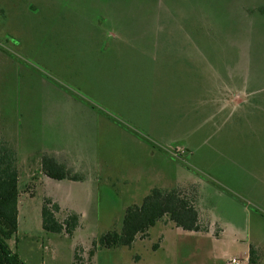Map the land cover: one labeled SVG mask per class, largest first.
<instances>
[{
	"label": "rangeland",
	"instance_id": "rangeland-1",
	"mask_svg": "<svg viewBox=\"0 0 264 264\" xmlns=\"http://www.w3.org/2000/svg\"><path fill=\"white\" fill-rule=\"evenodd\" d=\"M262 8L0 0V140L19 170L11 253L23 264H71L78 247L89 264H226L252 248L264 264ZM44 153L81 179L42 176ZM171 184L196 194L226 230L158 223L130 248L92 247L121 229L128 206ZM45 197L63 208L58 221L78 218L70 235L52 233L56 253L42 249ZM211 218L200 212L207 228Z\"/></svg>",
	"mask_w": 264,
	"mask_h": 264
},
{
	"label": "trees",
	"instance_id": "trees-1",
	"mask_svg": "<svg viewBox=\"0 0 264 264\" xmlns=\"http://www.w3.org/2000/svg\"><path fill=\"white\" fill-rule=\"evenodd\" d=\"M261 13L264 14V8ZM40 171L55 181H78L81 178L71 174L63 165L52 157L43 155L40 159ZM19 170L15 150L0 140V264H23L15 253H11L6 241L17 232ZM195 195H190L181 188H153L142 199L139 205L128 206L123 214L121 229H111L103 233L92 247L130 248L133 241L147 236L148 231L158 222L166 218L186 232L207 231L200 220ZM58 206L49 199H44L41 209V226L45 232L70 235L78 226V218L69 214L63 221H58L55 214ZM82 249L77 248L72 264H89L81 255ZM93 249L87 256H91ZM258 263L252 248L248 251V264Z\"/></svg>",
	"mask_w": 264,
	"mask_h": 264
},
{
	"label": "crops",
	"instance_id": "crops-1",
	"mask_svg": "<svg viewBox=\"0 0 264 264\" xmlns=\"http://www.w3.org/2000/svg\"><path fill=\"white\" fill-rule=\"evenodd\" d=\"M2 141H4V140H2ZM4 142H6V141H4ZM11 144V143H10ZM11 147H12V145H11ZM44 155H46V156H49V157H52L57 163H59V164H61V165H63L67 170H68V166L66 165V164H64V162L63 163H61V161H58V159L56 158H54L53 156H54V154L52 155V154H48V153H44ZM59 157H61V155L59 154L58 155ZM65 160V159H64ZM73 168H74V166H72ZM71 167V168H72ZM39 168H40V166H39ZM41 175L42 176H44L45 178H47V179H49L48 177H46L42 172H41ZM55 181V180H54ZM65 181H69V180H62V181H58V183H61V184H66V185H68L67 183L68 182H65ZM176 185H173V184H171V185H169V186H165V187H155V188H162V189H171V188H173V187H175ZM44 199H49V200H51V202H53V203H55L57 206H58V208H59V211H61L63 208L58 204V201H56L55 199H53L52 197H45ZM198 200H199V203H201L200 204V210H199V208L197 207V210H198V212H199V214H200V212L202 211V213H205L206 215H208V216H210V218L212 217L211 216V213L209 212V209H206V208H204V206H203V204H202V200L201 199H199L198 198ZM166 218H164L163 220H161L160 222H158V223H156V224H158L159 226L158 227H160V225L162 226V227H167L168 225H169V223L170 224H172V225H174L173 223H171L170 221H168L167 223H165L164 221H166L165 220ZM211 220L213 221L211 224H210V226L207 228V231L205 232L206 234H208L209 232H210V229L212 228V225H215V224H217V226H218V229H219V234H222L225 230H226V227L225 226H221L218 222H216L214 219H212L211 218ZM155 224V225H156ZM155 225L151 228V229H153L154 227H155ZM42 227V226H41ZM43 230V229H42ZM150 231V230H149ZM149 231H148V233H147V235L149 234ZM43 233H45L44 234V236H42L43 237V239L45 240V241H42V242H45L44 244L42 243V249L43 250H47V251H52V253H56L57 252V249H58V247L56 246V244H53V243H51V235H52V233H48V232H45L44 230H43ZM219 236V235H218ZM53 237H60V236H53ZM53 239H56V238H53ZM136 239H139V240H142L143 238H139V237H137ZM135 239V240H136ZM135 240L133 241V243H132V245H131V247L133 246V244H134V242H135ZM248 251H249V248H248ZM240 260V263L239 264H248V252L246 253V254H244L243 255V257L241 258V259H239ZM44 262V261H43ZM73 262V261H72ZM72 264V263H71ZM227 264V263H226Z\"/></svg>",
	"mask_w": 264,
	"mask_h": 264
},
{
	"label": "built area",
	"instance_id": "built-area-1",
	"mask_svg": "<svg viewBox=\"0 0 264 264\" xmlns=\"http://www.w3.org/2000/svg\"><path fill=\"white\" fill-rule=\"evenodd\" d=\"M240 263V260L237 259V258H232L230 259L227 264H239Z\"/></svg>",
	"mask_w": 264,
	"mask_h": 264
}]
</instances>
